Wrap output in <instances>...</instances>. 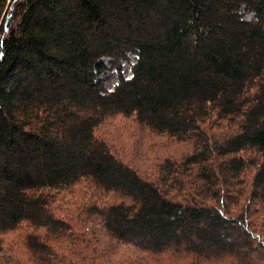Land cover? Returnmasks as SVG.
Listing matches in <instances>:
<instances>
[{"label":"trees","instance_id":"1","mask_svg":"<svg viewBox=\"0 0 264 264\" xmlns=\"http://www.w3.org/2000/svg\"><path fill=\"white\" fill-rule=\"evenodd\" d=\"M119 115L190 151L136 170ZM263 230L264 0H0V264H237Z\"/></svg>","mask_w":264,"mask_h":264},{"label":"rangeland","instance_id":"2","mask_svg":"<svg viewBox=\"0 0 264 264\" xmlns=\"http://www.w3.org/2000/svg\"><path fill=\"white\" fill-rule=\"evenodd\" d=\"M250 17L251 15H245L246 19ZM101 62L105 65L106 70L97 79L102 81L104 87L109 91L112 90L113 85L118 80L117 73L115 68L110 65L112 62L110 59L105 58ZM121 65L123 76L125 78L130 77V62L123 61ZM146 129L138 125L132 117L119 115L104 121L94 132L104 138L110 150L122 159L124 163H129L136 170L148 173L149 175H153L150 174L153 172V168L157 167L163 160L167 158L179 159L186 152L190 151V148H187L184 144L172 141L163 135H157ZM19 232H21V229L3 235L2 238L10 240L19 234ZM12 249L22 252L18 246H13ZM250 249L248 251L251 252L253 257L251 258L250 254L248 260L242 263L239 261L237 264H264V248H262L263 253L261 254L258 253L254 245ZM18 258L21 257L18 256ZM173 258L167 254L157 256L156 258L147 257L146 259L143 258V262L140 264H189L186 260ZM129 259L132 258L125 257L124 254L122 255V260L128 261ZM112 261L115 263L113 258ZM120 263L121 261L119 260ZM216 264H236V262H221Z\"/></svg>","mask_w":264,"mask_h":264}]
</instances>
